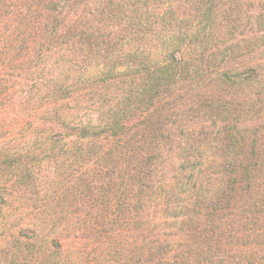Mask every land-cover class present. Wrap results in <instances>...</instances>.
I'll return each instance as SVG.
<instances>
[{"label": "trees", "instance_id": "16d2710c", "mask_svg": "<svg viewBox=\"0 0 264 264\" xmlns=\"http://www.w3.org/2000/svg\"><path fill=\"white\" fill-rule=\"evenodd\" d=\"M0 264H264V0H0Z\"/></svg>", "mask_w": 264, "mask_h": 264}, {"label": "rangeland", "instance_id": "374dc122", "mask_svg": "<svg viewBox=\"0 0 264 264\" xmlns=\"http://www.w3.org/2000/svg\"><path fill=\"white\" fill-rule=\"evenodd\" d=\"M118 48H120V47H118ZM74 111L76 113L82 114V115H80L79 117H73L72 116V120L75 119L77 121L79 118H81L84 121L89 120L90 122L95 123V119L97 117L96 114H98V110L96 109V107L91 108L89 110V112H86V115H83L84 112L81 110L80 111L74 110ZM67 119H70V117L68 116ZM240 128H243V126H240ZM38 151L43 152V150H37V152ZM42 165H43V163H42ZM53 172H54V165L49 162V159H47V161L44 162V165L42 166L40 173L42 174L43 177H46L47 179H49V178H53ZM43 177H41V179H40L41 185L47 184V181H48L46 178H43Z\"/></svg>", "mask_w": 264, "mask_h": 264}]
</instances>
